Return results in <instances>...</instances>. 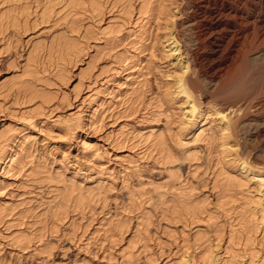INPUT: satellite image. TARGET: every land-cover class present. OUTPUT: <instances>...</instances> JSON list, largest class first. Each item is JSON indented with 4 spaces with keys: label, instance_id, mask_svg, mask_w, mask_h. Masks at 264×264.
I'll list each match as a JSON object with an SVG mask.
<instances>
[{
    "label": "rangeland",
    "instance_id": "1",
    "mask_svg": "<svg viewBox=\"0 0 264 264\" xmlns=\"http://www.w3.org/2000/svg\"><path fill=\"white\" fill-rule=\"evenodd\" d=\"M125 1L100 17L69 5H88L90 0H0V16L20 19L18 27H8L7 20L0 25V88L4 82L31 80L33 71L52 76L49 86L36 83L48 93L45 99L33 98L19 84L0 90V146L8 138L24 163L7 175L0 190V208L5 210L0 214V264H207L212 254L219 263H263V233L254 246L231 243V230L241 234L245 224L233 211L226 212L232 204L225 205L227 199L216 185L224 172L236 174L219 152L221 134L216 130L221 125L209 120L202 136L195 139L190 133L188 144L179 146L176 134L188 105L163 99L178 71L164 43L173 29L167 12L173 10L183 62L202 85L197 93L200 110L226 108L223 97L215 96L218 78L207 67L201 69L195 55L198 42L189 0H166V15L142 20L136 12L141 0H130L135 9L131 19ZM49 2L55 3V13L42 19ZM88 29L112 32L88 41ZM260 31L264 40V26ZM63 37L86 42L80 62L69 63L68 72L57 78L55 68L48 70L45 53L29 65L32 73L26 71L34 48ZM248 63L254 70L264 66V57L252 54ZM68 124L72 131L67 132ZM232 132L238 141L229 145L237 150L233 157L254 169L244 177L243 190L264 208V174H258L264 172V114L241 119ZM161 134L173 151L172 160L151 148L149 138ZM72 187L91 194L92 207L73 206L59 218L56 213L63 211L58 210ZM187 195L201 200L209 212L193 222L187 219L179 211ZM15 236L26 237L24 246Z\"/></svg>",
    "mask_w": 264,
    "mask_h": 264
},
{
    "label": "bare ground",
    "instance_id": "2",
    "mask_svg": "<svg viewBox=\"0 0 264 264\" xmlns=\"http://www.w3.org/2000/svg\"><path fill=\"white\" fill-rule=\"evenodd\" d=\"M165 1L166 0H141L140 7L136 11L137 14L140 15L138 16V19H141L143 16H147L146 18L150 19L155 18L157 15H164L166 13V6L164 4ZM121 2H124V0H90L88 5L86 4V2H80L78 5H73L75 3L74 2L70 3L69 5L70 7L72 6L73 8H79L84 11L90 10L91 12L97 14L96 16L104 17L106 15V10H108L109 7L113 5L114 8L115 5ZM125 2H128V5L126 7V11L128 12L125 14L128 15L127 17L129 19H131L133 13L135 12L134 6L130 0H126ZM50 3L51 2H49V5L46 4L48 7H46L45 11L43 10L44 12L41 16L42 19L44 17L48 18L54 15V8H56L54 7L55 3L54 6ZM189 7L191 8L189 18L193 22L192 29L198 42V47L195 55L197 57L199 66L201 69L207 67V72L212 73L216 76V78H218V80H216L218 81V86L215 96L223 97L224 101L226 102V108L223 111L216 109H207V112L204 113L200 110V105L197 100V93L202 89V85L197 78L188 73L190 70V66L185 61L183 62L184 58L182 47L177 37L176 30H174L175 26L173 19L177 15L173 12V10L167 12V15L171 19L173 29H171L164 37V43L167 44L166 48H168L167 52H169L168 57L175 60L176 65L178 66V71L176 73L177 76L172 80L174 81V83H168L171 86L167 84L168 88L165 90L163 99L167 103H173L174 101L176 102L180 99L188 105V110L183 113V119L179 125V131L176 134V140L179 146L184 147L188 144L185 138L190 133H193L195 139H198L200 136H202L201 134L204 133L203 130L204 126H206L207 124V121L211 120L213 123L218 122L219 125H221L216 130L217 133L221 134V138H219L220 145H218L220 146L221 151L219 152L223 156L222 158L224 160L222 161L225 162L226 159H229L226 163L223 162V164H226L227 168L235 170L236 174L232 175L228 171L224 172V178L221 181L217 182L216 185L221 188L223 196L227 199L225 201V205L228 204L227 206H229V204H232L229 209L227 208L228 210H226V212L230 210L233 211L232 213L236 214L237 217L241 219L243 224H245V227L241 234L238 233L237 230L236 233L235 230H231V243L237 246L242 245V241H244L246 243L245 246H254V241L257 239L256 236L259 233H263L264 238V208L261 207V201H255L252 197H249L248 194L246 195V191L243 190V187L247 186L245 185L246 181L243 182V179L246 180L247 178L244 177H247L248 175L254 173L253 167L249 164L248 161L241 159L240 157L238 158V155L236 157H233V153H236L237 150H234L233 146L231 147L229 145H231V141L233 142L234 139V132H232L233 127H237L240 124L241 119L249 115L260 116L264 114V66H260L252 70L250 69L248 63L249 57L252 54H256L259 58L264 57V50L261 52L258 51L260 47L264 46V40L261 34L262 31H260L264 26V0H189ZM4 20H7L6 24L8 27L9 25L13 27H18L20 25V19L16 16L1 14L0 25ZM25 24H27V20ZM111 32L112 31L108 32L106 30H98V32L94 29L89 30V32L85 33L84 39L86 37V40L88 39V41L91 38L99 40L100 37L97 38V35H102V37L105 38ZM132 35H136V33L134 32L133 34L132 31ZM132 35L131 37H133ZM139 39H141V37L139 38V35L135 37V40L139 41ZM78 41L70 37H63V39L58 40L56 43L52 42L48 46H38L34 48V53L30 54L31 58L28 59V62L30 64L28 63L26 67L28 68L31 66V64H34L38 59L39 54L44 55L46 53L47 55H45V58L46 56H48L47 61L50 64L48 70L50 68H55L57 70L55 71V76L60 74L59 77L56 76L57 78H60L62 77V73L65 74L64 71L68 72L67 67L69 68V63L72 64L73 61H77L76 59H78L79 61L80 55L82 54V56H84L85 53H87L86 50L88 49L84 50L85 53L83 52V49L86 48V42L84 45L82 43H79ZM81 44L84 46H82ZM87 46H89L88 43ZM77 62L74 63L77 65ZM237 62L241 63L240 67L238 69H234V67L232 68V66H234V64H236ZM44 69V72H47V69ZM26 71L32 73L31 69L29 68ZM88 72L91 74L89 70L87 71V73ZM29 73L26 75L28 76ZM84 73L87 74L86 70L84 71ZM89 73L87 74L88 76ZM85 74L81 72L82 76ZM51 77H45L44 75L33 71L31 80L27 79L26 81H23L21 79V85L19 84L20 82L15 84L12 83L13 81L11 82L12 84L9 83L10 81L6 83L4 82L3 87L1 88L13 89V86L16 87L19 84V87H24L28 93L30 92L29 94H31V96L35 94L34 96H32L33 98H36V95H39L37 96V98L44 97L43 99H45L49 97L47 96L48 93L44 92V88V90L42 89V87V90L38 88L36 83H45L46 86H49L48 84L52 82V79L50 80ZM239 81H242L240 85L238 84ZM1 88L0 90H2ZM133 92L135 91L133 90ZM48 99H46L47 101H43L49 103L51 99L49 101ZM65 126L67 132L69 129L71 130V125L68 124ZM3 139V145L1 144L2 146H0V190L6 181L5 179L7 175L11 173L12 170L17 169L19 164H24L22 163V161L20 162L19 159H17L18 157L16 158V156H18L19 154L14 155V153L12 152L13 149H11L9 146V139L5 137H3ZM149 139H151V142H153L151 148L152 146L154 147V150L158 148L157 151H160V154L163 153L164 157H166L168 160H172V158L174 157L173 151L167 143L166 138L162 134L158 136H151V138ZM237 142L234 139V146L238 144ZM258 174H264V172H259ZM173 176L175 175L173 174ZM179 177L171 178L172 180L176 181ZM73 188L74 187H72V189ZM73 190L74 191L69 190L66 197H64L65 202L63 204L61 203L62 206H64H60L58 210L60 211V209L62 210L63 208V211L59 212L58 214L56 213L58 217L60 213L61 215H68L70 207L73 206L75 207H73L74 209H85L87 205L88 207L89 205L92 207L90 202H93L94 197H92L91 194L90 196H87L83 194V192L79 191L80 193H77L75 192V189ZM74 192L77 193V195ZM180 201L181 204H179V211L184 214L190 221L192 219V222L193 220L200 218L203 214L209 212V208H207V205H204L201 200L193 199L189 195H187V197L184 196ZM180 201H178V203ZM139 203L140 202H138V204ZM244 205L246 207H244ZM251 205L254 207H251ZM4 211H2V209L0 208V214ZM15 237L17 241L22 243L23 241L25 242L26 237L24 240H22L24 237L22 239H17V236ZM22 243H20L21 246ZM24 244L25 243H23V246ZM130 256L133 255L131 254ZM215 259L213 254L212 256H207V264L228 263H219ZM187 262L188 261L183 260L180 263L188 264L189 262ZM256 262L253 264H264V262Z\"/></svg>",
    "mask_w": 264,
    "mask_h": 264
}]
</instances>
